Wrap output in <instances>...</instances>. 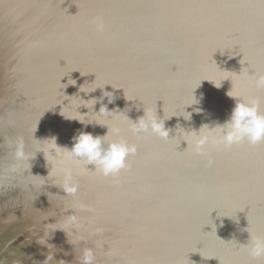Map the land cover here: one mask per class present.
Masks as SVG:
<instances>
[{"label":"water","instance_id":"water-1","mask_svg":"<svg viewBox=\"0 0 264 264\" xmlns=\"http://www.w3.org/2000/svg\"><path fill=\"white\" fill-rule=\"evenodd\" d=\"M260 75L264 0H0V264H82L86 248L95 264H264L245 247L264 237V143L205 158L182 140L228 120L231 89L264 113ZM81 85L114 93L103 103L124 112L104 122L138 146L115 179L62 164L45 140L70 149L79 131L106 135L66 119H94L79 95L102 90ZM144 108L174 116L167 142L132 134L124 117ZM65 166L79 173L75 196L61 188Z\"/></svg>","mask_w":264,"mask_h":264},{"label":"clouds","instance_id":"clouds-1","mask_svg":"<svg viewBox=\"0 0 264 264\" xmlns=\"http://www.w3.org/2000/svg\"><path fill=\"white\" fill-rule=\"evenodd\" d=\"M95 30L97 32H103L105 24L102 19L97 18L93 21ZM77 83L74 79H68L64 85V89L69 86H75ZM257 89H264V75H260L252 82ZM62 84V83H61ZM86 85V84H85ZM85 85L79 87V92L85 95L95 92L97 89L102 90L100 97H93L85 100L81 98V107L88 109L86 114L81 116H87L89 111L93 112L94 119L85 123L81 119H69L76 120L83 124L85 128L88 125L95 124L99 126H106L108 131L106 135L99 136L93 135L87 131H79L77 135L73 137L72 147H60L57 145L56 137H51L45 140L52 141L51 149L53 158H59L62 164L84 165L82 171L89 170V165L94 167L95 174L104 178L115 179L120 176L123 171L130 170L129 158L138 154V146L135 143H129L126 139L120 137L121 129L119 127H109L104 121L109 118H114L117 113H123L124 110H109L108 105L103 103V100L107 98L108 104L115 102V95L113 92L104 90L103 88H93L86 90ZM219 88L221 86H217ZM227 95L235 100V106L233 107L230 117L223 124H216L214 127L209 125H202L199 131L185 130L184 138L182 139L187 143V148H191L195 155L200 157H207V148L209 146L218 150H228L233 146L240 145L247 142L251 146H256L264 143V113L260 111V101L258 98H241L238 93L232 89ZM76 96V95H75ZM193 102L184 107V113L186 115H180L185 121H191L192 112L186 111V107H192L200 103L199 100L193 95ZM100 104L99 110H95V106ZM67 107V106H65ZM139 110V109H138ZM144 114L139 116L135 121L125 116L124 119L129 121V129L137 139H143L146 135H154L167 142L170 138L171 129L166 128L165 122L174 116L163 118L157 115V110L150 108H144ZM194 112H201V109L193 108ZM204 129H208L205 133ZM116 137L117 139H113ZM180 145V144H179ZM179 147V146H178ZM185 149V150H186ZM22 151L17 152V156H23ZM208 166L213 164V160H207ZM62 182L61 188L66 195L75 196L79 191V183L75 181V175L79 174L71 166H65L62 168ZM75 219V217H72ZM247 231V229H246ZM250 234V233H249ZM250 243L245 245L249 254L253 258H264V237L254 236L250 234ZM82 264H95V254L91 248L84 249Z\"/></svg>","mask_w":264,"mask_h":264}]
</instances>
